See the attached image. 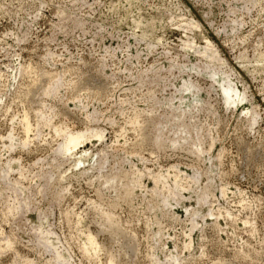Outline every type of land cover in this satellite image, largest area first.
Here are the masks:
<instances>
[{
  "label": "rangeland",
  "instance_id": "1",
  "mask_svg": "<svg viewBox=\"0 0 264 264\" xmlns=\"http://www.w3.org/2000/svg\"><path fill=\"white\" fill-rule=\"evenodd\" d=\"M88 127L106 136L57 151ZM173 165L168 203L152 180ZM0 246V264H264V0H0Z\"/></svg>",
  "mask_w": 264,
  "mask_h": 264
},
{
  "label": "bare ground",
  "instance_id": "2",
  "mask_svg": "<svg viewBox=\"0 0 264 264\" xmlns=\"http://www.w3.org/2000/svg\"><path fill=\"white\" fill-rule=\"evenodd\" d=\"M191 26H195V27H198L199 26V23L196 21V20H194L193 18H191V19H189L188 20V23H187V27H191ZM192 41V40H191ZM188 42V41H187ZM186 43V42H185ZM189 43H192V45H194L193 43V41L192 42H190L189 41ZM187 44V43H186ZM185 44V45H186ZM191 45V44H190ZM195 46V45H194ZM187 48H188V45L186 46ZM191 47H193V46H191ZM191 47H190V50H191ZM195 47H197V46H195ZM204 49H201V50H199V52L201 53V54H203L204 56H206V57H209V58H212V59H222V58H220V57H218L219 56V51L216 49V47L212 44V42H210V40H208L207 41V45H205V47H203ZM198 52V53H199ZM203 56V57H204ZM222 62V61H221ZM213 70V69H212ZM189 72V71H188ZM216 73V72H215ZM226 74H228V73H226ZM225 74V75H226ZM215 75H217V74H215ZM223 75V74H222ZM190 76V75H189ZM213 76V75H212ZM226 78V77H225ZM188 79V78H187ZM183 80V79H182ZM182 82V84H184L185 83V81L183 82V81H181ZM188 82V81H187ZM194 82V81H193ZM59 84H60V82H58ZM58 83H55V85H57ZM221 83V82H220ZM223 83V84H222ZM222 83H221V88H222V90H223V95H224V98H225V104L226 105H228V104H232V105H240V104H242V103H244L245 101H246V96H245V94L246 93H244V92H242L241 90H240V88L238 87V85L237 84H234V82L230 79V78H228L227 77V79L225 80V82H223L222 81ZM186 84H188V83H186ZM62 85V84H61ZM181 85V84H180ZM191 85V84H190ZM198 85V84H197ZM182 86V85H181ZM183 87V86H182ZM186 87V86H185ZM55 90L56 89H58V88H54ZM189 89V88H188ZM197 89V88H196ZM245 91V90H244ZM53 92H55V91H53ZM52 93V92H51ZM174 93V92H173ZM185 93H186V91H185ZM54 94V93H53ZM56 94V93H55ZM175 94V93H174ZM191 95V94H190ZM181 97V96H180ZM172 99V98H171ZM170 100V99H169ZM178 101H180V100H178ZM173 102V101H172ZM178 106V105H177ZM178 111H180V110H178ZM183 116V115H182ZM180 119H181V117H180ZM44 120V119H43ZM46 120V119H45ZM49 120V119H48ZM50 121V120H49ZM23 123H24V129L28 132L29 130H30V127H31V125H30V122H29V120H28V118H27V116H25L24 117V120H23ZM49 123V122H48ZM46 125H48V124H46ZM47 127V126H46ZM54 127H57V126H54ZM101 129V128H100ZM100 129H97V128H87V129H85V130H78V131H72V130H65L64 129V132L63 133H65L62 137H64V140H63V142L59 145L58 144V148H57V151L58 152H60V153H62V154H69V155H76V154H78V152H77V149L82 145V144H84L86 141H88V140H90V139H92L93 137H96V138H98V139H102L104 136H106V135H104V133H103V131L102 130H100ZM62 130V129H61ZM25 131V132H26ZM31 131V130H30ZM29 131V132H30ZM58 131V130H57ZM57 131H55V132H57ZM62 132V131H61ZM123 132V131H122ZM56 134H58V133H56ZM120 134H121V132H120ZM60 136V135H59ZM161 136V135H160ZM160 136H158L159 138H160ZM10 137H14V136H10ZM122 137V136H121ZM95 138V139H96ZM158 138V139H159ZM162 138V137H161ZM12 139V138H11ZM94 139V138H93ZM97 139V140H98ZM158 139H157V141H158ZM159 142V141H158ZM11 143V145L10 146H17V145H14V142H10ZM24 143L26 144L27 142L26 141H24ZM24 145V144H23ZM82 153H87V150H83V151H81L80 152V156L77 158V161H76V163H82L83 162V160H84V158L83 157H85V156H83L82 155ZM68 155V156H69ZM88 155H89V153H88ZM65 156V155H64ZM86 158V157H85ZM10 160V159H9ZM17 160V159H16ZM15 159L13 160L12 159V165H14V164H16L17 163V161H19V160H17L16 161ZM10 163V162H9ZM20 165V164H19ZM145 165V164H144ZM143 165V166H144ZM7 166H8V164H7ZM18 167H20V166H18ZM7 169H9V168H7ZM144 169V168H143ZM147 169V168H146ZM146 169H144L145 171H146ZM177 169V168H176ZM14 170V169H13ZM17 170V169H16ZM138 170V169H137ZM21 171V170H20ZM175 171V166L173 165V166H170V167H168V168H166L165 170H164V172H160L161 174H157V172H156V174H157V176L152 180V182L154 181V182H156V184L157 185H161V188L162 189H166L167 188V190L169 191V193H170V195H168L169 197H167L166 199H163L165 202L167 201L168 203H171V199H172V195L173 194H175V190L176 189H178V188H180V189H183L184 188V185H181V183H180V181H179V174H177V173H175V174H173V172ZM178 171V170H177ZM176 172V171H175ZM9 173V172H8ZM133 173V172H132ZM141 173H143V172H141ZM149 173H150V171H149ZM159 173V172H158ZM179 173V172H178ZM138 174H140V173H138ZM150 174H152V173H150ZM149 174V175H150ZM155 174V173H154ZM172 174L174 175V180H170V177L172 176ZM177 174V175H176ZM181 174V173H180ZM184 174V173H183ZM182 174V175H183ZM133 176V175H132ZM131 176V177H132ZM144 177V176H143ZM154 177V176H153ZM173 177V176H172ZM179 177V178H178ZM184 177V176H183ZM152 178V177H151ZM185 178V177H184ZM183 178V179H184ZM140 179V178H139ZM8 180V179H7ZM141 180V179H140ZM185 180H186V178H185ZM192 180V179H191ZM132 181V180H131ZM130 181V182H131ZM134 181V180H133ZM182 181V180H181ZM8 182V181H7ZM131 183H133V182H131ZM17 184V183H16ZM20 184V183H19ZM18 184V185H19ZM139 184H140V182H139ZM183 186V188H181ZM26 187V186H25ZM133 185H132V189H133ZM157 187V186H156ZM15 188V187H14ZM160 188V189H161ZM161 189V190H162ZM190 189V188H189ZM166 190V191H167ZM18 191V190H17ZM130 191V190H129ZM128 191V192H129ZM159 192V191H158ZM21 193H22V191H21ZM127 193V192H126ZM159 193H161V192H159ZM163 193H164V190H163V192L161 193L162 195H163ZM181 193V192H180ZM180 193H178V191H177V194H180ZM157 194V193H156ZM160 194V195H161ZM166 194V193H165ZM205 195V194H204ZM179 196V195H178ZM183 196V195H182ZM203 196V195H202ZM17 197V196H16ZM165 197V196H164ZM175 197V196H174ZM160 198V197H159ZM202 199H204V196L203 197H201V201L203 202V200ZM172 200H174V199H172ZM178 200V199H177ZM162 201V200H161ZM22 202V201H21ZM21 202H20V204H21ZM164 203V202H163ZM174 203H175V201H174ZM166 204V203H165ZM10 207V206H9ZM19 208H20V206H19ZM9 209V208H8ZM10 210V209H9ZM8 210V211H9ZM13 210V209H12ZM15 211H16V209H15ZM20 212V211H19ZM11 213V212H10ZM17 213V212H16ZM37 213V212H36ZM12 214V213H11ZM103 216H104V219L107 221V222H112L113 221V216L111 215V213L110 212H104L103 214H102ZM115 220V219H114ZM195 221V220H194ZM192 222V221H191ZM113 224V223H112ZM40 226V225H39ZM192 226V225H191ZM197 227V226H196ZM195 227V225H194V222H193V227H192V229L190 230V231H192V230H194L193 228H196ZM40 228V227H39ZM33 230V229H32ZM41 231H42V229H41ZM36 232V231H35ZM44 232V231H43ZM193 232V231H192ZM41 233V232H40ZM45 233V232H44ZM48 233V232H47ZM50 233V232H49ZM42 235H43V233H41ZM188 234V233H187ZM188 236V235H187ZM38 237H40L39 235H38ZM55 237H58L57 236V234H56V236ZM10 240V239H9ZM43 240V239H42ZM58 240V239H57ZM5 241V240H4ZM13 242V241H12ZM38 244V243H37ZM189 244V243H188ZM188 244H187V246H188ZM5 245V244H4ZM7 246H10L11 247V242L10 241H8L7 240V244H6ZM5 245V246H6ZM44 245L45 246H48V247H54L55 249L57 248V243L55 242V240H45L44 241ZM84 245L85 246H83V247H85V250H83V251H85L86 253H88V255L87 256H89V253L90 252H93L92 250H95L94 251V253H96V250H99L100 248V246H101V244H99L98 243V241H97V238L95 237V235H93L92 233H89L88 234V236H87V238H86V242L84 243ZM100 245V246H99ZM190 245V244H189ZM1 247V246H0ZM189 247V246H188ZM2 248V247H1ZM3 248H4V246H3ZM2 248V249H3ZM59 248V247H58ZM84 249V248H83ZM189 249V248H188ZM1 250V249H0ZM5 250V249H4ZM52 250V249H51ZM60 250V249H59ZM58 249L55 251L56 253H55V258L54 259H56L57 261H59L60 263H63V264H73L72 262H71V260H70V258H69V255L67 254V253H65V252H61V251H59ZM52 254H54V253H52ZM97 255V254H96ZM52 258V257H51ZM113 261H112V258H111V261H110V263H112ZM160 263V262H159ZM156 264H158V263H156Z\"/></svg>",
  "mask_w": 264,
  "mask_h": 264
}]
</instances>
